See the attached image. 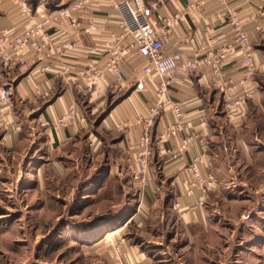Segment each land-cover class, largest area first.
<instances>
[{
  "label": "rangeland",
  "instance_id": "374dc122",
  "mask_svg": "<svg viewBox=\"0 0 264 264\" xmlns=\"http://www.w3.org/2000/svg\"><path fill=\"white\" fill-rule=\"evenodd\" d=\"M118 95L100 103L79 98L88 134L54 152L30 130L41 129L28 121L31 107L15 109L21 137L11 149L0 147V264H264V154L245 160L232 138L239 131L246 147L264 145V110L252 107L239 129L222 107L210 111L207 173L214 187L200 204L205 228L188 244L182 224L180 230L161 217L169 201L140 206L141 189L117 147L122 131L99 126ZM151 167L159 177L158 162Z\"/></svg>",
  "mask_w": 264,
  "mask_h": 264
},
{
  "label": "crops",
  "instance_id": "0c3cea01",
  "mask_svg": "<svg viewBox=\"0 0 264 264\" xmlns=\"http://www.w3.org/2000/svg\"><path fill=\"white\" fill-rule=\"evenodd\" d=\"M32 12L40 11L47 15L61 7L67 6L72 0H27ZM145 3L154 1L158 8L153 16L170 15L177 11L189 9L185 20L175 27L164 46L163 53L170 54L178 52L183 57H188L192 51L188 47L189 41H198L203 38V31L207 30L210 35L218 37L216 46L232 40V32L227 23L230 11L236 12L242 20L244 29L247 31L256 64L254 79L258 87L255 97L246 105V115L253 107L257 113L264 110L262 96L264 91L260 88L264 82V17L259 13L257 5L263 0H143ZM38 19V15H35ZM91 18L97 22V29L90 36L81 35L79 48L75 51L53 54L45 49L39 58L27 55L24 62H12L9 65H0V86L10 85L12 94L7 105L0 107V147L11 149L19 142L20 116L15 110L18 106L28 105L31 115L28 121L37 123L41 129L30 128L35 137L42 138L43 143H49L48 151L61 149L68 142L78 141L80 133L88 134V121L78 99H89L91 102L98 98V103L104 102L105 96H117L112 106L102 115L99 126L104 128H115L120 126L122 133L117 140V147L126 153L124 160L125 172L132 173L135 168L134 156L137 153V141L142 130L141 120L147 118L149 109L153 105L154 92L159 85L160 78L151 72L149 78L143 85H137V79L141 74V68L146 64V59L141 56L129 57L122 66L123 79L117 81L113 76L107 75L97 84L92 93L83 90L80 82L68 81L62 74L44 71L43 67L49 65L51 69L61 68L69 65L73 68H83L101 63L100 57H94L88 53L93 45H100L104 41L121 39V29L118 27V16L116 11L109 5L108 0L94 1ZM24 22L18 17L17 9L9 0H0V30L11 29L19 31ZM67 30V28L65 29ZM54 33L53 30L49 31ZM62 33L56 34V40L60 39ZM54 38V37H53ZM128 37L122 38L125 43ZM49 51V52H48ZM236 65H230L228 72L239 77L240 73L235 71ZM228 73V74H229ZM210 71L201 68L190 71L187 74L175 75L169 82V98L182 104L187 122V133L193 135L191 147L187 150L180 148L184 133L179 132L169 137H163V132L172 121L171 113L167 106L163 107L153 118L149 127V185L145 189H139L137 199L140 206L150 208L152 201H169L170 212H161L164 221H177L183 226L182 233L191 244V237L197 229L205 228L206 215L200 205L205 198L198 189L190 194L185 191V183L191 180L189 163L194 155L204 154L208 161L206 142L211 134L208 123V115L214 107H222L220 93L208 84ZM43 93H47L43 95ZM86 101V100H85ZM77 106L85 117L84 124L57 129L53 127L56 119L64 113L67 108ZM33 114V115H32ZM246 119L241 122H229L238 129ZM7 120L8 125L3 126ZM240 126V127H239ZM259 130V131H258ZM261 128H257L256 137H260ZM239 131L233 133L235 144L240 146L243 158L250 159V154H264V145L247 142L244 145L242 136H236ZM243 133L245 131L243 130ZM242 133V134H243ZM84 135V136H85ZM259 141V140H258ZM47 143V144H48ZM94 141L88 142V151ZM93 150V149H92ZM92 152V151H90ZM158 162L159 177L151 167V161ZM248 164H245V166ZM209 167V165H208ZM203 168L207 173L208 169ZM264 172V167L260 168ZM242 183L246 184L242 181ZM260 191L259 189L256 192ZM233 193V190H231ZM235 198V195L232 196ZM168 203V202H167ZM174 204L178 206L175 207ZM143 218L145 216H142ZM140 218V217H139ZM132 253V252H131ZM133 254V253H132ZM131 254V255H132ZM136 259V258H134ZM144 261V260H143ZM146 261V259H145ZM144 261V262H145ZM147 262V261H146ZM145 262V263H146Z\"/></svg>",
  "mask_w": 264,
  "mask_h": 264
},
{
  "label": "built area",
  "instance_id": "2783aa9c",
  "mask_svg": "<svg viewBox=\"0 0 264 264\" xmlns=\"http://www.w3.org/2000/svg\"><path fill=\"white\" fill-rule=\"evenodd\" d=\"M17 9L18 17L24 22L19 31L11 29L0 30V65H9L12 62L22 63L27 55L39 58L45 49L53 54L62 50L71 52L79 47L81 35L90 36L97 29V22L91 18L94 1L97 0H72L67 6L61 7L50 14L40 11L32 12L27 0H9ZM109 5L116 11L118 27L121 29V39L104 41L100 45H93L88 53L100 57L101 63L83 68H73L65 65L61 68L51 69L49 65L43 67L44 71L62 74L68 81L80 82L86 93H92L98 83L107 75L113 76L117 81L123 79L122 66L129 57L141 56L146 59V64L141 68L137 85H143L151 72L160 80L154 92V101L149 109L147 118L141 120L142 130L137 141V153L134 159L135 168L132 171V180L140 189L149 185V127L153 118L165 106L168 107L172 121L163 132V137H169L179 132L184 133L180 148L187 150L191 147L193 135L187 133V122L182 104L169 98L168 85L175 75L187 74L207 68L210 71L208 84L215 88L221 95L222 109L229 120L241 122L246 116V105L254 99L258 87L254 79L256 64L253 58V49L247 31L244 29L239 15L230 11L227 23L232 32V40L216 46L218 37L203 31V38L198 41H189L188 47L192 54L183 57L178 52L164 54V46L175 27L185 20L189 5L185 10L174 12L170 15L157 16L153 14L158 8V3L143 0H108ZM259 13L264 17V0L257 5ZM38 15V19L35 18ZM67 28V30H65ZM54 33L50 34L49 31ZM62 33L60 39L55 35ZM54 37V38H53ZM128 37L123 43L122 38ZM48 51V52H49ZM230 65H236L240 73L234 78L228 72ZM229 73V74H228ZM12 88L10 85L0 86V107L10 101ZM47 96V93H43ZM85 117L77 106L69 107L53 123V127L64 129L67 127L84 124ZM8 121L3 122L6 127ZM121 131L120 126H116ZM204 154L194 155L189 163L191 180L185 184V191L190 194L198 189L205 194L214 187L213 176L204 173L203 168L208 167ZM177 207V204H174Z\"/></svg>",
  "mask_w": 264,
  "mask_h": 264
},
{
  "label": "trees",
  "instance_id": "16d2710c",
  "mask_svg": "<svg viewBox=\"0 0 264 264\" xmlns=\"http://www.w3.org/2000/svg\"><path fill=\"white\" fill-rule=\"evenodd\" d=\"M100 119H101V117H100ZM100 119H99V120H100Z\"/></svg>",
  "mask_w": 264,
  "mask_h": 264
}]
</instances>
